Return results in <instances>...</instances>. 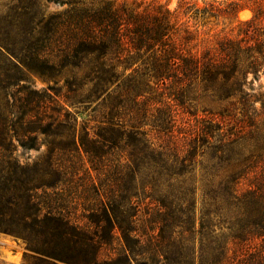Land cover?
<instances>
[{"label":"trees","instance_id":"1","mask_svg":"<svg viewBox=\"0 0 264 264\" xmlns=\"http://www.w3.org/2000/svg\"><path fill=\"white\" fill-rule=\"evenodd\" d=\"M262 1L7 0L0 232L27 264H264Z\"/></svg>","mask_w":264,"mask_h":264},{"label":"rangeland","instance_id":"2","mask_svg":"<svg viewBox=\"0 0 264 264\" xmlns=\"http://www.w3.org/2000/svg\"><path fill=\"white\" fill-rule=\"evenodd\" d=\"M122 1V0H119ZM164 3L169 4L170 8L175 9L180 0H161ZM187 1H196L201 6L205 5V1H212V0H187ZM216 1H225V0H216ZM7 0H0V9H3ZM50 11L54 10H61L60 6L54 4H47ZM227 3L216 4V7H223L225 8ZM262 7H264V1H262ZM216 9V8H213ZM253 12L250 9L242 10L238 14V18H212L209 23H207L204 30H206L207 34L203 35L206 41L203 45H215L218 36L223 35H231L236 36L238 33L239 28V20H247L252 18ZM259 24L264 26V13L262 17L259 19ZM30 84L37 88L42 89L48 87L50 84L49 81L44 80L37 76H31L29 78ZM259 84H262V90L264 91V72L261 75ZM260 104H258L259 106ZM45 151V147L41 151L35 150H23L19 148L17 155L22 162V164H32L36 158L41 156V154ZM78 213L81 214L82 210L79 208ZM0 238L6 243L5 245H0V264H27L28 260L24 257L26 252L25 244L20 239H16L14 236L9 235L7 233L0 232ZM108 251H104L102 253V257H107Z\"/></svg>","mask_w":264,"mask_h":264},{"label":"water","instance_id":"3","mask_svg":"<svg viewBox=\"0 0 264 264\" xmlns=\"http://www.w3.org/2000/svg\"><path fill=\"white\" fill-rule=\"evenodd\" d=\"M6 243L0 238V245H5Z\"/></svg>","mask_w":264,"mask_h":264}]
</instances>
